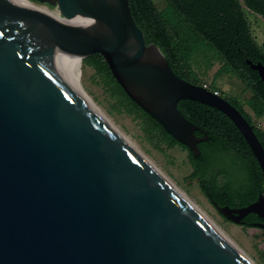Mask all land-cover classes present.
<instances>
[{
    "label": "water",
    "instance_id": "1",
    "mask_svg": "<svg viewBox=\"0 0 264 264\" xmlns=\"http://www.w3.org/2000/svg\"><path fill=\"white\" fill-rule=\"evenodd\" d=\"M0 0V264H248L62 78L57 53L101 54L125 92L201 156L178 103L225 113L264 173V145L227 98L179 76L148 44L129 0ZM264 82V63L247 60ZM264 220V195L214 205ZM264 228V223L259 224Z\"/></svg>",
    "mask_w": 264,
    "mask_h": 264
},
{
    "label": "trees",
    "instance_id": "2",
    "mask_svg": "<svg viewBox=\"0 0 264 264\" xmlns=\"http://www.w3.org/2000/svg\"><path fill=\"white\" fill-rule=\"evenodd\" d=\"M129 1L147 43L160 47L175 73L201 85L193 71L192 60L198 53L213 52L222 62L218 75L238 76L253 93L248 106L256 117L264 116V82L247 64L248 59L264 63V45H259L254 38L246 13L250 10L264 18V0H165L167 7L163 11L154 0ZM83 61L94 67L123 102L142 116L165 142L188 151L193 166L192 178L199 180L203 193L213 205L240 208L257 201L260 194L264 195L263 170L245 137L225 113L195 100L179 101L185 117L209 135L208 141L199 144L201 156L195 157L187 146L132 100L101 54L96 53ZM227 99L254 126L264 145V131L255 124L244 105L235 98ZM256 221L261 218L255 213L249 214L246 227L256 228Z\"/></svg>",
    "mask_w": 264,
    "mask_h": 264
},
{
    "label": "rangeland",
    "instance_id": "3",
    "mask_svg": "<svg viewBox=\"0 0 264 264\" xmlns=\"http://www.w3.org/2000/svg\"><path fill=\"white\" fill-rule=\"evenodd\" d=\"M36 7L58 11L54 6L28 0ZM160 10L167 7L165 0H154ZM252 33L259 45H264V18L246 11ZM192 68L198 82L208 89H217L225 98H235L252 115L255 124L264 131V116L258 118L248 106L253 93L242 80L231 73L218 75L222 62L213 52H201L194 56ZM81 84L100 110L123 132L162 173L182 192L194 200L219 226V228L256 264H264V231L246 227L226 219L203 193L198 179L192 178L193 166L189 154L180 145H169L138 113L123 102L116 91L92 66L82 61Z\"/></svg>",
    "mask_w": 264,
    "mask_h": 264
},
{
    "label": "bare ground",
    "instance_id": "4",
    "mask_svg": "<svg viewBox=\"0 0 264 264\" xmlns=\"http://www.w3.org/2000/svg\"><path fill=\"white\" fill-rule=\"evenodd\" d=\"M30 4L34 9L39 11H44L52 13L53 19L65 22L68 24H73L76 21H69L65 19L59 11H51L46 7H36L29 3L28 0H24ZM56 64L62 78L86 101V103L180 196L182 197L195 211H197L203 219L213 227L225 241L233 247L239 256H241L248 264H256L241 248H239L212 220V218L189 196H187L180 188L174 184L170 178H168L164 173H162L138 148L133 144V142L119 130L118 127L100 110V108L95 104L92 98L85 91L81 84L82 76V60L80 57L69 55L66 53H57Z\"/></svg>",
    "mask_w": 264,
    "mask_h": 264
},
{
    "label": "flooded vegetation",
    "instance_id": "5",
    "mask_svg": "<svg viewBox=\"0 0 264 264\" xmlns=\"http://www.w3.org/2000/svg\"><path fill=\"white\" fill-rule=\"evenodd\" d=\"M188 81V80H187ZM182 100H188V99H182ZM201 128V127H200ZM197 132H199V133H201L200 135H198V134H196L198 137H206L205 136V134H204V132H206L205 130H203L202 128H201V130H196V133ZM207 137H208V139L207 140H205V141H202V142H200L199 144H201V143H203V142H206V141H208L209 140V135H208V133H207ZM199 144H198V146H199ZM259 216V215H258ZM247 217V216H246ZM246 217L244 218V220H243V222L240 224V225H242V226H246ZM260 217V216H259ZM261 218V217H260ZM260 223H264V220L261 218V221H256L255 222V224L257 225L256 226V228H261L263 231H264V228H262L259 224Z\"/></svg>",
    "mask_w": 264,
    "mask_h": 264
},
{
    "label": "built area",
    "instance_id": "6",
    "mask_svg": "<svg viewBox=\"0 0 264 264\" xmlns=\"http://www.w3.org/2000/svg\"><path fill=\"white\" fill-rule=\"evenodd\" d=\"M204 87L208 88L207 85H204ZM218 94H220L218 91H217Z\"/></svg>",
    "mask_w": 264,
    "mask_h": 264
}]
</instances>
